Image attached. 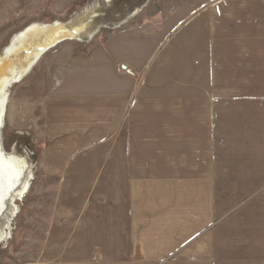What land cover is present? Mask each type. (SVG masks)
Segmentation results:
<instances>
[{"label":"crops","instance_id":"1","mask_svg":"<svg viewBox=\"0 0 264 264\" xmlns=\"http://www.w3.org/2000/svg\"><path fill=\"white\" fill-rule=\"evenodd\" d=\"M115 1L119 28L3 98L21 174L0 234L31 194L26 264H264V0ZM12 132L33 142L18 158Z\"/></svg>","mask_w":264,"mask_h":264},{"label":"rangeland","instance_id":"2","mask_svg":"<svg viewBox=\"0 0 264 264\" xmlns=\"http://www.w3.org/2000/svg\"><path fill=\"white\" fill-rule=\"evenodd\" d=\"M106 1L109 3L101 4V0H92L65 6L63 0H0V111H2L4 104L3 98L12 99V93L16 91L17 84L22 82L23 75L40 62H43L53 49L61 44L71 42L84 49V47L98 44L99 41L104 39L103 34L107 32L105 29L112 30L114 24L118 23V21L112 20V12L122 6L119 1H115L114 4H110L111 0ZM57 23L59 24L56 25ZM35 25H39L38 28L42 29H32ZM102 27L105 29H102ZM58 29L75 33L77 40L66 39L59 42L57 47L44 50L47 37ZM3 84L5 86H2ZM4 106L3 119L0 120V127L3 126V128L7 124L10 105L6 106L5 104ZM7 107L8 109H6ZM11 136L13 138L8 140H10V143L11 141L14 142L12 145L15 149L12 151V155L16 158L24 154L23 147L28 143L29 145L33 144L27 139L20 138L18 140L14 132ZM16 161L5 160L4 165L11 167L14 173L8 176L4 175V177L6 176L4 181L0 180L1 194L2 192H10L19 181L17 174H21V166ZM31 161L34 160H25V168L26 165H29L28 168L30 169ZM18 162L21 163V161ZM29 172L33 173V170ZM1 175H3V170H0ZM30 195L27 198L26 195L18 194L13 200L11 213L13 214V220L20 223L18 236L29 231L33 232L31 228L26 226L25 221L29 220L32 213V204L29 201ZM254 197L251 199H254ZM241 199L242 197L238 198V200ZM17 207L20 213L15 215ZM6 232L5 229L3 236L0 234V237H6L8 234ZM17 235L14 244L7 245L6 251L0 250L2 264H26L31 255H37L40 249L39 240L35 239L34 244L22 243L21 240L17 239Z\"/></svg>","mask_w":264,"mask_h":264},{"label":"bare ground","instance_id":"3","mask_svg":"<svg viewBox=\"0 0 264 264\" xmlns=\"http://www.w3.org/2000/svg\"><path fill=\"white\" fill-rule=\"evenodd\" d=\"M38 26H39V25H35V26H33L32 29H42V28H40V27L38 28ZM43 27H44V26H43ZM71 34H73L71 31H69V30H64V29H60V30L58 29L57 31L52 32V34H50V35L47 37L46 41H45L46 43L44 44V50H45V49L49 50V49L55 47L59 42H61V40H62L63 38L68 37V36H71ZM31 71H32V70H30V72L27 74V76L31 73ZM25 76H26V75H25ZM27 76H26V77H27ZM2 86H5V84H3ZM4 105H5V104H3V108L5 107ZM3 108H2V109H3ZM6 109H7V108H6ZM0 170H3V175L0 176V180H1V181H4V180H5L4 178H5L6 176H8V175L14 173V171L12 170L11 167L6 166V165H4V164H3L2 168H0ZM4 175H6V176L4 177ZM29 186H30V185H29ZM29 186H28V184H27V185L24 187V194L28 192Z\"/></svg>","mask_w":264,"mask_h":264},{"label":"built area","instance_id":"4","mask_svg":"<svg viewBox=\"0 0 264 264\" xmlns=\"http://www.w3.org/2000/svg\"><path fill=\"white\" fill-rule=\"evenodd\" d=\"M59 23H57L56 25H58ZM122 25V23L121 24H118V25H116V26H114L112 29H116V28H119L120 26ZM60 30V29H59ZM65 39H68V37L67 38H64V40ZM69 39H72V40H77L75 37H74V35L73 34H71V36L69 37ZM63 41V40H62ZM81 43H84L83 41H81ZM21 197V196H20ZM20 213V210H18V207L16 208V210H15V215H17V214H19ZM13 222H14V220H13ZM11 227H13V229H16V225L15 224H12V226ZM7 231V233L9 234V231L10 230H6ZM7 234V236L6 237H1L0 238V242H1V244H0V250L1 251H6L7 250V244H6V241H8V240H10V239H12V235H8ZM3 243V244H2ZM0 263H1V258H0Z\"/></svg>","mask_w":264,"mask_h":264},{"label":"snow or ice","instance_id":"5","mask_svg":"<svg viewBox=\"0 0 264 264\" xmlns=\"http://www.w3.org/2000/svg\"><path fill=\"white\" fill-rule=\"evenodd\" d=\"M5 163V160L2 156V154H0V168H2L3 164Z\"/></svg>","mask_w":264,"mask_h":264},{"label":"water","instance_id":"6","mask_svg":"<svg viewBox=\"0 0 264 264\" xmlns=\"http://www.w3.org/2000/svg\"><path fill=\"white\" fill-rule=\"evenodd\" d=\"M69 37H70V36H68V38H69ZM65 38H67V37H65ZM62 40H64V38H63ZM62 40H61V41H62Z\"/></svg>","mask_w":264,"mask_h":264}]
</instances>
